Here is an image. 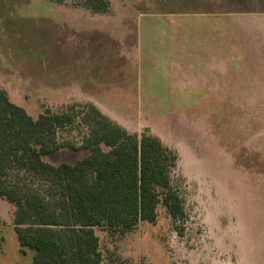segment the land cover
<instances>
[{"label":"rangeland","instance_id":"rangeland-1","mask_svg":"<svg viewBox=\"0 0 264 264\" xmlns=\"http://www.w3.org/2000/svg\"><path fill=\"white\" fill-rule=\"evenodd\" d=\"M108 1L99 12L84 0H0V88L34 117L93 99L130 132L149 128L177 152L172 178L184 215L173 216L161 201L153 223L123 232L96 227L106 264H264V0H184L194 11L224 10L217 16L229 53L223 88L189 92L165 86V58L158 56L157 68L149 63L153 50L169 49L168 23L136 20L140 11L180 7L167 0ZM125 27L135 39L131 74L142 86L136 94H98L111 87L95 84L104 75L88 77L97 67L87 55L91 42L109 35L120 51ZM62 136L80 142L77 130ZM87 153L61 148L45 160L75 163ZM15 210L0 197V264H30L34 256L20 246Z\"/></svg>","mask_w":264,"mask_h":264},{"label":"trees","instance_id":"trees-1","mask_svg":"<svg viewBox=\"0 0 264 264\" xmlns=\"http://www.w3.org/2000/svg\"><path fill=\"white\" fill-rule=\"evenodd\" d=\"M106 11L108 0H84ZM77 130V138L63 132ZM86 149L75 163L45 157ZM178 154L149 128L130 132L92 103L74 102L37 117L0 88V197L16 208L14 228L30 264H106L96 227L120 231L155 222L162 201L175 216L184 199L173 183ZM3 237L0 232V247Z\"/></svg>","mask_w":264,"mask_h":264},{"label":"crops","instance_id":"crops-1","mask_svg":"<svg viewBox=\"0 0 264 264\" xmlns=\"http://www.w3.org/2000/svg\"><path fill=\"white\" fill-rule=\"evenodd\" d=\"M182 1L185 5H180ZM166 2H170L171 5L177 4L175 7L180 8L170 10L169 5H165L167 7L163 6V8L149 10L148 12L140 11L139 16L136 18V20H142V18L164 20L170 27L167 32L169 49L164 50L160 46L158 48L162 50L159 54L157 49L153 50L150 53L149 63L157 68L160 61L158 56L166 59L168 73L165 86L171 88L170 91L179 88L181 91L187 92L193 88L218 91L219 88H223L224 71L227 68L226 63L229 61L226 54L229 53H226L225 49V25L223 21L218 20L217 15H224V10L222 9L221 12L214 10L194 11L187 7L184 0H167ZM123 24L129 26L131 21L128 23L123 22ZM125 30V36L118 39L121 42L124 41L122 45L120 43V51L117 43L107 38H111L109 35H105V38L101 41L94 42L93 40L91 46L89 45L92 49L87 54L88 58L89 54L92 53L97 67L95 72L92 73V69L90 70L92 61L88 59L87 64L90 70L88 77L94 81L92 78L104 75V79L97 80L95 84L101 88L111 87L109 91H99L98 94H104L105 92L136 94L142 86V83L136 80L134 71L133 75L131 74L132 58L128 56V52L130 48L134 47L135 39L133 38L131 42L129 30L126 27ZM162 44L164 43L162 42ZM75 51H77L76 56H78L76 60H80L82 56L81 48L79 50L75 49ZM112 51L118 52L113 53ZM82 52L84 53L85 50L83 49ZM115 71L120 72L119 78L116 77ZM109 75L112 77V83L107 84L106 81L109 79ZM112 88L120 90H113ZM91 100L93 103L94 100Z\"/></svg>","mask_w":264,"mask_h":264}]
</instances>
